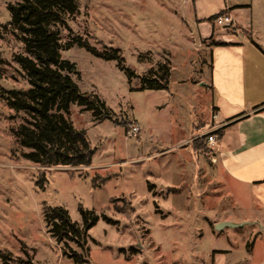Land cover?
<instances>
[{"label": "rangeland", "instance_id": "374dc122", "mask_svg": "<svg viewBox=\"0 0 264 264\" xmlns=\"http://www.w3.org/2000/svg\"><path fill=\"white\" fill-rule=\"evenodd\" d=\"M195 1L75 0L61 41L80 36L97 49L116 48L136 76L129 82L114 62L84 49L61 51L77 67L80 90L102 100L110 120L71 105L68 119L95 148L91 166L46 168L23 157L16 131L25 115L2 98L28 83L15 62L24 45L6 7L17 0H0V264H75L47 233L44 207H63L79 224L80 206L98 215L87 235L89 264H210L213 254L233 248L241 256L244 243L247 249L264 238L259 224L248 223L264 213L233 202L209 162L210 53L224 37L210 20L220 12L196 21ZM144 76L167 89L138 90ZM220 220L236 227L216 230Z\"/></svg>", "mask_w": 264, "mask_h": 264}, {"label": "trees", "instance_id": "16d2710c", "mask_svg": "<svg viewBox=\"0 0 264 264\" xmlns=\"http://www.w3.org/2000/svg\"><path fill=\"white\" fill-rule=\"evenodd\" d=\"M6 7L10 14V25L24 45V54L15 55V62L25 73L28 87L24 90H7L2 98L10 109L25 115V123L16 131L18 144L26 150L23 157L46 168L91 166L95 148L91 146L86 132L74 128L68 119L69 108L77 105L101 122L110 120V111L96 95L80 90L77 67L62 58L61 51L77 47L97 59L114 62L129 82L136 76L134 71L125 65L116 48L97 49L80 36L61 41L60 27L66 24L68 16L77 12L75 0H17ZM164 73L165 78L167 71ZM141 83L138 90L167 89L165 83L147 76L142 78ZM114 124L127 128L126 124L116 121ZM216 134L220 138L222 129H218ZM193 142L194 149L199 150L202 138ZM109 177H99L101 183L95 184L93 181L94 188L103 185ZM79 213L82 224L73 221L63 207H44L43 222L50 238L61 246L63 256L75 264H89L87 235L99 217L81 206ZM102 218L112 222L105 216ZM2 258L8 259L5 255Z\"/></svg>", "mask_w": 264, "mask_h": 264}, {"label": "crops", "instance_id": "0c3cea01", "mask_svg": "<svg viewBox=\"0 0 264 264\" xmlns=\"http://www.w3.org/2000/svg\"><path fill=\"white\" fill-rule=\"evenodd\" d=\"M194 7L196 21L217 12H227L234 21L232 29L221 31L224 45L215 44L210 53L207 87L216 115L211 130L222 129V134L209 162L224 175L233 202L264 213V0H196ZM263 217L248 223L264 231ZM220 223L232 224L220 220L214 225ZM246 246L241 256L233 248L213 254L210 264H264V238Z\"/></svg>", "mask_w": 264, "mask_h": 264}, {"label": "built area", "instance_id": "2783aa9c", "mask_svg": "<svg viewBox=\"0 0 264 264\" xmlns=\"http://www.w3.org/2000/svg\"><path fill=\"white\" fill-rule=\"evenodd\" d=\"M212 24L213 26H217L219 28L222 29H232L234 27V21L232 19V17L227 13H220L218 14L213 20H212ZM212 121L216 120V115H212L211 117ZM215 129L211 130V132H209L207 135H205V142L206 145L209 149L210 155H211V160L214 162L212 156L214 154V147L217 144L218 141V135L216 134ZM139 133V129L135 126H132L130 131H129V135L130 136H135Z\"/></svg>", "mask_w": 264, "mask_h": 264}, {"label": "water", "instance_id": "95a60500", "mask_svg": "<svg viewBox=\"0 0 264 264\" xmlns=\"http://www.w3.org/2000/svg\"><path fill=\"white\" fill-rule=\"evenodd\" d=\"M230 226H235V225L230 224V223H220V224H217V225L215 226V229L220 230V229H222L223 227H230Z\"/></svg>", "mask_w": 264, "mask_h": 264}]
</instances>
